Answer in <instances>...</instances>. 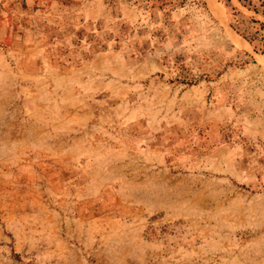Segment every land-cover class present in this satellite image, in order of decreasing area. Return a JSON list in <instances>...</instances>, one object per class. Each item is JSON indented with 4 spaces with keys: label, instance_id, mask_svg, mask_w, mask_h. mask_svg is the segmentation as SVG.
I'll return each mask as SVG.
<instances>
[{
    "label": "rangeland",
    "instance_id": "1",
    "mask_svg": "<svg viewBox=\"0 0 264 264\" xmlns=\"http://www.w3.org/2000/svg\"><path fill=\"white\" fill-rule=\"evenodd\" d=\"M243 6L0 0V264H264Z\"/></svg>",
    "mask_w": 264,
    "mask_h": 264
},
{
    "label": "trees",
    "instance_id": "2",
    "mask_svg": "<svg viewBox=\"0 0 264 264\" xmlns=\"http://www.w3.org/2000/svg\"><path fill=\"white\" fill-rule=\"evenodd\" d=\"M248 6H243L245 8H248L252 10L253 12H258V8L262 9V13H264V0L260 1V5L262 6H251L252 2L254 0H243ZM232 11H236L234 7H231ZM251 21L253 23H257L259 26L255 28L252 34H250L247 38L250 43L256 42V45H258L261 50H264V36L261 33V31H264V24L262 22H259L258 20H255L254 18H251ZM254 28L253 26H250ZM256 45H253L256 48Z\"/></svg>",
    "mask_w": 264,
    "mask_h": 264
}]
</instances>
